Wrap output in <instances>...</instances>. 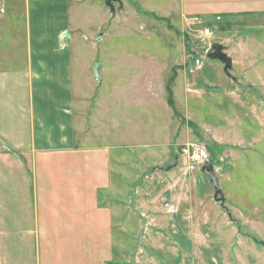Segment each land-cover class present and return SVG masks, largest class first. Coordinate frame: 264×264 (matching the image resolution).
Listing matches in <instances>:
<instances>
[{
  "label": "rangeland",
  "instance_id": "rangeland-1",
  "mask_svg": "<svg viewBox=\"0 0 264 264\" xmlns=\"http://www.w3.org/2000/svg\"><path fill=\"white\" fill-rule=\"evenodd\" d=\"M188 2L72 0L74 149L29 155L0 140L5 158L16 154L0 164L5 200L33 192L37 223L68 227L46 239L69 246L66 264L79 245L98 264H264V91L252 90L247 59L228 74L207 56L221 22ZM190 145L210 157L191 159ZM2 203L31 231V203ZM2 244L31 247V236Z\"/></svg>",
  "mask_w": 264,
  "mask_h": 264
},
{
  "label": "crops",
  "instance_id": "crops-1",
  "mask_svg": "<svg viewBox=\"0 0 264 264\" xmlns=\"http://www.w3.org/2000/svg\"><path fill=\"white\" fill-rule=\"evenodd\" d=\"M71 1L0 0V7L5 10L0 13V140L6 138L11 147L23 154L65 153L74 149L70 114L73 82V53L69 40ZM189 1V10L215 14L209 22H221L219 45L232 62L248 60L252 90L264 91V0ZM18 15L23 19L22 29L15 25ZM217 16L222 20L217 21ZM95 24L101 27L104 23L97 21ZM6 155L7 158L0 152L1 166L2 162L16 156L14 153ZM17 171L15 166L13 172L17 174ZM15 181L20 186L18 175ZM0 186H3L0 188V236H31V247L13 244L9 249L2 244L0 254L6 252V255H0V264H66L68 254L61 252H69V246L47 244L46 239L50 235L64 236L68 227L53 229L51 217L44 214L40 217L43 219V226H40L37 211L32 209L36 205L33 192L31 196L21 198L17 195L16 200L13 197L11 200V195L5 200L2 179ZM3 201L7 204L31 203V214H28L31 231L20 230V223L14 220L25 216L20 211L10 212ZM70 218L67 219L83 222V218ZM4 220L7 227H4ZM11 242L14 243V239ZM81 246L71 249L70 258L75 259V264H98L92 263L90 258L94 256L85 254Z\"/></svg>",
  "mask_w": 264,
  "mask_h": 264
},
{
  "label": "water",
  "instance_id": "water-1",
  "mask_svg": "<svg viewBox=\"0 0 264 264\" xmlns=\"http://www.w3.org/2000/svg\"><path fill=\"white\" fill-rule=\"evenodd\" d=\"M106 1H107V3L110 2V0H106ZM222 47L223 46L221 44L219 45V43H214L212 45L211 49H209L207 56L209 58L218 59V60L224 62V64H225L224 65V71L229 74V69H231V67H232V59L223 51ZM99 66H100V63L99 64L96 63L94 71H95V75L100 78V75L98 72ZM205 168L208 170V172L210 174L211 182H213L214 188H215V196H217L221 193V188L219 185L218 178L215 175V171L213 170L214 168L209 162L205 163L204 169Z\"/></svg>",
  "mask_w": 264,
  "mask_h": 264
},
{
  "label": "built area",
  "instance_id": "built-area-1",
  "mask_svg": "<svg viewBox=\"0 0 264 264\" xmlns=\"http://www.w3.org/2000/svg\"><path fill=\"white\" fill-rule=\"evenodd\" d=\"M5 10L3 8L0 7V13H4ZM221 16H217V19H221ZM201 34L205 37V38H211L214 36V30L212 29V27L210 25H205L203 26V28L201 29ZM200 59H197V64H200ZM191 148L188 149H184L183 148V154H188L190 156L191 159L193 160H201V161H206L210 156L208 151L203 148L201 145H190Z\"/></svg>",
  "mask_w": 264,
  "mask_h": 264
}]
</instances>
